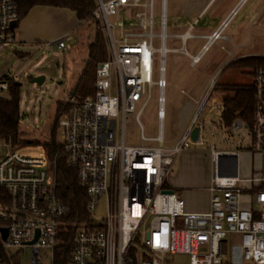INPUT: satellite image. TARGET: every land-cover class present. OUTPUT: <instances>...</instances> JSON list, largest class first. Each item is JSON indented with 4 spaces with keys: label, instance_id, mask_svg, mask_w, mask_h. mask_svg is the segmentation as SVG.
<instances>
[{
    "label": "built area",
    "instance_id": "built-area-1",
    "mask_svg": "<svg viewBox=\"0 0 264 264\" xmlns=\"http://www.w3.org/2000/svg\"><path fill=\"white\" fill-rule=\"evenodd\" d=\"M92 16L104 30L109 55L95 66L93 91L71 104L58 119L60 141L56 154L76 171L86 193V219L69 220L70 204L56 192L54 161L42 146L11 145L0 140V264L8 250L28 246L32 264H41L42 250L50 253L63 230L73 229L66 264H170L172 256L186 255L187 264H264V176L252 179L249 189L237 173L238 150L209 148L213 174L207 190L209 210L189 212L177 191L168 185L175 158L192 142L201 144L203 122L198 118L211 97L214 80L197 103L189 127L172 143L163 133L165 55L175 51L198 64L228 20L208 35L193 34L203 10L181 34L166 33V0H94ZM17 0H0V45L14 41L12 22L18 20ZM159 8V14L156 12ZM114 17V20L111 18ZM203 37L195 54L185 49L188 39ZM168 38L180 41L167 48ZM64 37L52 45L64 47ZM254 107L245 149L262 156L264 174V67L253 75ZM9 80L0 77V94ZM156 91L157 132L145 136L138 116ZM140 104V107L137 106ZM134 114L140 142L126 144L125 118ZM198 128L195 141L190 132ZM243 121L230 128L241 132ZM53 164V165H52ZM250 198L242 207L241 193ZM103 200L105 214L93 222L91 214ZM235 243V244H234ZM229 254V261L224 257ZM11 258V257H9Z\"/></svg>",
    "mask_w": 264,
    "mask_h": 264
},
{
    "label": "rangeland",
    "instance_id": "rangeland-1",
    "mask_svg": "<svg viewBox=\"0 0 264 264\" xmlns=\"http://www.w3.org/2000/svg\"><path fill=\"white\" fill-rule=\"evenodd\" d=\"M185 2L186 0H166L167 34L178 35L186 29L187 24L182 27L183 23L180 17ZM199 3L203 4L204 2L199 1ZM253 3L254 0H246V3L229 20L224 31L229 36V41H214L196 66L189 64V59L185 54L175 51L166 53L163 119L165 140L178 132L180 102L191 104L192 113L212 79L214 85L215 83L247 84L252 81L253 76L246 71L240 72V70L229 67V65L230 62L243 58L245 55L264 56V6H258L256 16L251 19L248 15L251 13ZM216 6L217 4L214 5V8ZM156 12L159 14V8ZM210 14L211 12H208L197 27L208 26ZM111 20H114V17ZM97 26L100 28L102 42L100 52L108 58L109 49L104 30L100 24L96 25L94 21H85L77 32L67 36L62 48L49 45L47 42L0 45V77L3 75L10 76L20 84V127L28 139L44 141L52 131L57 104L62 101L66 102L68 99H77L79 96V92L74 94V91H76L80 77L89 66V47L95 40ZM192 33L197 32L193 30ZM203 42V39L190 38L185 44V49L193 54ZM165 46L177 48L180 46V41L175 38H168ZM230 49L234 51L228 54ZM38 76L43 77L41 83L33 81ZM181 90L184 92L182 93ZM220 95V92L213 89L211 91L212 98L207 99L198 116L199 120L203 122L200 131L202 143L192 142L188 149L183 152L186 154L180 172L182 176L192 179L190 183L192 189L182 193L186 209L205 205L208 201V190L205 189V186L209 184L210 172L212 175V165L208 160V149L211 145L220 150H238L237 173L238 177L243 179L239 182L241 188L249 189L252 184H255L251 181L252 179L264 176L262 174V156L245 149L249 142V130L244 127L245 123L243 122L241 132L236 134L230 125L227 126L221 121ZM139 107L140 104L137 108ZM156 108V91L154 90L153 97L141 109L138 116L145 136H152L157 132ZM124 125L126 144H138L140 142V129L134 114L126 116ZM55 140L57 143L60 141L58 128L55 129ZM35 145L42 146L45 151L42 144H31V146ZM178 156L173 162L174 172L179 169ZM172 172L171 176L174 175ZM170 175L168 179L171 178ZM249 198V192L242 191V207L246 206ZM104 214L103 200H100L96 210L91 214V219L95 223L100 222ZM41 255V264H50V253L42 250ZM8 256L14 259L17 264H32L28 246L12 248L8 250ZM224 259L228 262L229 254L225 255ZM187 262L188 257L186 255H174L170 264H187ZM240 264L250 263L241 258Z\"/></svg>",
    "mask_w": 264,
    "mask_h": 264
},
{
    "label": "trees",
    "instance_id": "trees-1",
    "mask_svg": "<svg viewBox=\"0 0 264 264\" xmlns=\"http://www.w3.org/2000/svg\"><path fill=\"white\" fill-rule=\"evenodd\" d=\"M94 0H17L18 20L23 18L34 6H50L66 8L75 12L79 20L94 21L96 25L100 24L92 16ZM98 30L95 40L90 44L89 66L80 77L76 91L79 92L77 99L86 97L93 91L95 78V66L98 62L106 60L107 57L100 52L101 37ZM229 67L247 72L254 75L255 69L264 67V56H246L230 62ZM249 70H248V69ZM1 77L9 80L8 90L0 94V140L6 141L11 145H31L42 144L46 151L49 161H54L56 192L60 200L70 204L71 214L67 219L82 220L88 217L85 210L86 193L77 184L76 171L66 164L63 155L56 154L58 143L55 140V129L61 114L69 109L70 103L59 102L56 106V118L50 135L44 141L31 140L24 136L20 127L19 110V83L15 82L10 76ZM253 79V78H252ZM220 92V118L221 121L229 126L235 119H241L247 127L252 122V111L254 107V86L253 82L247 84H220L215 83L212 91ZM53 165V164H52ZM4 189L0 188V200ZM60 243L54 250V264H66L70 256L73 229L68 227L60 234ZM3 261L6 264H17L14 259L3 255Z\"/></svg>",
    "mask_w": 264,
    "mask_h": 264
},
{
    "label": "crops",
    "instance_id": "crops-1",
    "mask_svg": "<svg viewBox=\"0 0 264 264\" xmlns=\"http://www.w3.org/2000/svg\"><path fill=\"white\" fill-rule=\"evenodd\" d=\"M196 1L198 2L203 1L204 3L198 4V2ZM245 3H246V0H186L185 4H183L182 13L180 14V17L183 23L182 27L185 26L186 24L188 27V25L203 10L204 12L202 16L200 17L198 22L193 27V30H196L197 32L195 34H198L200 36L208 35L212 33L213 31H215L217 28H219V26L222 24L224 20H228L221 32L223 37L217 40H221L222 42L229 41L230 38L224 33V31L227 28L228 22L234 15V13ZM215 4H217V6L214 8ZM260 5L261 7L264 6V0H254V3L252 4L253 8H251V11H250L251 13L248 15L250 16L251 19H253L256 16L257 14L256 12H258L257 7ZM208 12H211L208 18L209 25L206 27H197L199 22L206 17V14ZM84 22H85L84 20H79L76 17V14L74 11L66 9V8L50 7V6H34L29 10V12L23 18L19 20V22H17L16 27L14 28V31H13V34H14L13 43L33 44V43L47 42L49 45H51V43L57 40L58 38H61V37L66 38L70 34H73L75 31L77 32V30L81 28V25ZM202 31H205L207 33H204ZM195 38L203 39L205 42V39L203 37H195ZM203 43L201 44V46L203 45ZM233 51H234L233 49L228 50V54H231ZM246 56H250V55H245V57ZM189 64H190V60H189ZM181 92L183 93L184 91L181 90ZM179 107H180L179 108L180 114L178 118V129H177L178 132L176 135L170 136L168 140H165L166 144H172L189 127L192 121V118L194 116L195 110L197 108L196 106V108H194L193 112L191 113V104H189L188 102H180ZM208 152H209L208 160L210 164L212 165V160H211L209 149H208ZM185 154L186 153H183V152L182 154H179L180 155L178 156L179 169L174 172V168L172 167L171 172L173 171L172 173L174 175L172 176L170 175L171 178L168 179V185L171 188H173L175 191H177L180 199L183 202V206L186 209V206H185L186 203L184 199L182 198V193L189 192V190L192 189L190 187L191 185L190 183L192 179L190 177L187 178L186 176H182L180 172L181 165L185 158ZM212 174H213V165H212ZM211 176L212 175L210 172L209 183H210ZM208 185L205 186V189H207ZM209 199H210V192L208 191V201L205 205L186 209V211H189V212L208 211L209 210Z\"/></svg>",
    "mask_w": 264,
    "mask_h": 264
},
{
    "label": "water",
    "instance_id": "water-1",
    "mask_svg": "<svg viewBox=\"0 0 264 264\" xmlns=\"http://www.w3.org/2000/svg\"><path fill=\"white\" fill-rule=\"evenodd\" d=\"M16 24H17V22H12L11 28L14 29L16 27ZM42 80H43V77L42 76H38V77H36V78L33 79V81L34 82H37V83H41ZM197 135H198V128L197 127H193L192 130H191V132H190L191 139L193 141H195L196 138H197ZM0 231H1V236L4 239L5 236H6V229L5 228H1Z\"/></svg>",
    "mask_w": 264,
    "mask_h": 264
}]
</instances>
